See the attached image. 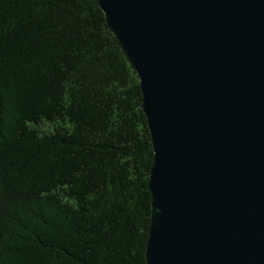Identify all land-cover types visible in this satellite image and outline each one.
I'll return each mask as SVG.
<instances>
[{"label":"trees","instance_id":"trees-1","mask_svg":"<svg viewBox=\"0 0 264 264\" xmlns=\"http://www.w3.org/2000/svg\"><path fill=\"white\" fill-rule=\"evenodd\" d=\"M153 150L97 0H0V264H146Z\"/></svg>","mask_w":264,"mask_h":264},{"label":"water","instance_id":"water-1","mask_svg":"<svg viewBox=\"0 0 264 264\" xmlns=\"http://www.w3.org/2000/svg\"><path fill=\"white\" fill-rule=\"evenodd\" d=\"M153 166L146 264H264V0H97Z\"/></svg>","mask_w":264,"mask_h":264}]
</instances>
